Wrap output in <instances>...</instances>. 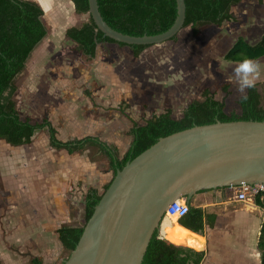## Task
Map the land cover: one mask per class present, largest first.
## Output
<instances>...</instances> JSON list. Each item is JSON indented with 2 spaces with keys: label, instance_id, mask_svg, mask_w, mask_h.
I'll use <instances>...</instances> for the list:
<instances>
[{
  "label": "rangeland",
  "instance_id": "rangeland-1",
  "mask_svg": "<svg viewBox=\"0 0 264 264\" xmlns=\"http://www.w3.org/2000/svg\"><path fill=\"white\" fill-rule=\"evenodd\" d=\"M33 1L43 5L42 20L47 35L16 76L14 99L22 118L39 121L47 117L57 129L59 139L91 133L114 146L121 156L130 144L127 131L134 123L167 109L178 117L192 99L202 98L205 89L224 102L226 113L239 112L236 101L240 92L233 73L237 63L232 64L223 56L238 37L255 44L264 35V0L262 3L241 0L231 7L232 20L202 26L195 37L191 36L190 26L184 27L174 40L149 45L137 57L128 46L103 42L97 45L93 58L82 55L76 50V44L65 37L66 28L80 26L88 20V14L76 13L72 0ZM256 60L262 65L257 83L264 95V56ZM33 153L41 157L44 153H53V157L42 162L45 165L51 160L53 165L58 160L67 161L71 166L83 162V175L71 174L68 170L53 172L68 180L66 195L61 200V210H65L61 224L81 226L87 189L96 188L102 193L104 185L113 177L108 158L95 147L74 154L51 149L44 131L24 146L15 147L0 140V155L21 158L19 176L10 173L7 177L14 180L19 190L22 185L16 182H27L37 163L23 158L32 157L29 155ZM2 181L0 178V207L8 193L13 195ZM21 191L27 193L24 189ZM262 214L261 209L253 214L245 209L232 212L236 229L246 235V241L255 240L256 224L264 220ZM171 218L176 220L174 216ZM56 253H59L58 264H63L69 255L65 249ZM20 264H30V261Z\"/></svg>",
  "mask_w": 264,
  "mask_h": 264
},
{
  "label": "trees",
  "instance_id": "trees-1",
  "mask_svg": "<svg viewBox=\"0 0 264 264\" xmlns=\"http://www.w3.org/2000/svg\"><path fill=\"white\" fill-rule=\"evenodd\" d=\"M104 20L114 29L131 35L156 34L171 26L176 16L175 0H97ZM241 0H185L186 17L184 27L190 26L192 35H197L205 25H221L233 19L231 7ZM262 3L263 0H256ZM74 10L79 14H88L87 0H72ZM43 9L33 0H0V140L11 146L28 145L36 132L45 130L48 144L55 150H65L69 154L95 147L108 158L113 171L152 145L159 137L189 128L193 125L213 123L216 120H264V95L259 90V83L246 90L247 100L241 96L236 103L239 112L224 111V102L215 98L208 89L203 90L201 99H192L182 111L180 117H173L167 109L159 115H153L143 124H133L127 134L131 137L126 152L119 156L117 149L109 145L97 135H85L61 140L57 130L47 117L39 121L25 117L18 111L14 93L16 76L25 68L26 62L47 35L42 20ZM81 26H70L65 36L76 45V50L88 58L95 56L96 47L103 42H113L128 46L137 57L148 45H125L103 36L97 29L92 18ZM174 36L171 40H174ZM264 56V35L255 44H249L238 37L223 58L230 62H239L245 57L258 59ZM111 181V180H110ZM108 181L104 189L109 185ZM101 193L96 188H89L85 193L84 223L90 217L94 205ZM161 229L165 238L155 231L144 255L143 264H199L203 251L183 246V241H192L189 230L173 224L172 218L166 216L161 221ZM178 222L184 227L202 233L205 222L212 227L214 214L205 213L200 207L190 206L186 215ZM63 224L57 230L58 240L63 249L70 252L76 245L83 225ZM181 245H178V244ZM261 251V262L264 264V223L258 240ZM0 264H3L0 261ZM30 264L44 263L39 257H32Z\"/></svg>",
  "mask_w": 264,
  "mask_h": 264
},
{
  "label": "water",
  "instance_id": "water-1",
  "mask_svg": "<svg viewBox=\"0 0 264 264\" xmlns=\"http://www.w3.org/2000/svg\"><path fill=\"white\" fill-rule=\"evenodd\" d=\"M87 1L103 36L125 45L160 44L184 28L185 0H175L169 28L142 35L114 29L98 1ZM241 183L264 184V120H216L159 137L115 171L63 264H143L170 203Z\"/></svg>",
  "mask_w": 264,
  "mask_h": 264
},
{
  "label": "crops",
  "instance_id": "crops-1",
  "mask_svg": "<svg viewBox=\"0 0 264 264\" xmlns=\"http://www.w3.org/2000/svg\"><path fill=\"white\" fill-rule=\"evenodd\" d=\"M191 36L194 35L191 33ZM144 64H146L147 69V63ZM239 94L237 98L241 96V93ZM163 112L160 111L153 115H159ZM150 117L137 124H143ZM43 131L47 133L45 130L38 131L34 137ZM128 147L120 154L121 156ZM29 156L32 157H24L23 160L31 163L33 161V164L36 161L37 163L34 166L32 165L34 171H31L27 182H16L22 185L20 189H24L27 192L25 193L15 187L14 180L7 179L10 173L19 176L17 173L20 171L18 164L21 158L19 155H0V178L3 180L2 182H6L7 190L13 192L11 196L9 193L7 194L3 205L5 207H0V261L3 264H20V262L25 263L26 260L29 262L32 257H39L44 263L58 264L59 253L56 252L63 250V247L58 240L56 230L64 224H61V221L65 218V210H61V200L66 195L68 188L66 187V181L68 180L65 177L63 180L61 174L55 176L53 172L62 173V171L68 170L71 174L83 175V162H75L77 165L71 166V163L68 165L67 161L56 158L58 160L56 164L53 165V160L50 159L51 162L45 165L42 162L47 157H53V153H44L43 158L41 155L34 153ZM2 187H4V184H2ZM190 206L200 207L205 213L214 214L212 227L205 222L202 233L184 227L178 222L179 218L175 220L178 225L189 230L188 232L193 238L192 241L188 242L184 240L183 246L204 252L199 264H262L258 240L264 220H260L256 224L255 240L250 241L247 239L246 241V235L236 229L237 224L232 212L236 209L241 211L245 209L253 214L261 209L264 214V202L258 198L237 201L234 198V193L228 187H223L196 193L189 202V208ZM263 214L262 216H264ZM175 221H173V224ZM70 225L76 226L75 224ZM159 235L165 238L161 224ZM50 242H53L54 248H52L53 245Z\"/></svg>",
  "mask_w": 264,
  "mask_h": 264
},
{
  "label": "built area",
  "instance_id": "built-area-1",
  "mask_svg": "<svg viewBox=\"0 0 264 264\" xmlns=\"http://www.w3.org/2000/svg\"><path fill=\"white\" fill-rule=\"evenodd\" d=\"M228 189L234 193V198L237 201H248L258 198L264 202V184L241 183L239 185L228 186ZM188 211L189 204L184 199H177L167 206L165 216H176V218H180L186 215Z\"/></svg>",
  "mask_w": 264,
  "mask_h": 264
},
{
  "label": "clouds",
  "instance_id": "clouds-1",
  "mask_svg": "<svg viewBox=\"0 0 264 264\" xmlns=\"http://www.w3.org/2000/svg\"><path fill=\"white\" fill-rule=\"evenodd\" d=\"M233 73L238 84V91L241 93V100H247L246 90L254 88L261 78V63L258 60L245 57L235 65Z\"/></svg>",
  "mask_w": 264,
  "mask_h": 264
},
{
  "label": "bare ground",
  "instance_id": "bare-ground-1",
  "mask_svg": "<svg viewBox=\"0 0 264 264\" xmlns=\"http://www.w3.org/2000/svg\"><path fill=\"white\" fill-rule=\"evenodd\" d=\"M165 217H166V216H165ZM174 217H176V216H174ZM174 225L177 226V221L174 222ZM184 242H185V241H184Z\"/></svg>",
  "mask_w": 264,
  "mask_h": 264
},
{
  "label": "flooded vegetation",
  "instance_id": "flooded-vegetation-1",
  "mask_svg": "<svg viewBox=\"0 0 264 264\" xmlns=\"http://www.w3.org/2000/svg\"><path fill=\"white\" fill-rule=\"evenodd\" d=\"M172 217V216H171ZM173 221V220H172Z\"/></svg>",
  "mask_w": 264,
  "mask_h": 264
}]
</instances>
